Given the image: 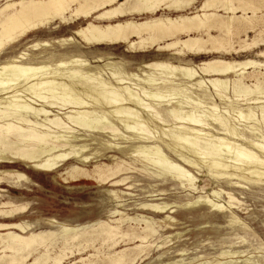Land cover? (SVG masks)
I'll return each mask as SVG.
<instances>
[{
	"label": "bare ground",
	"instance_id": "obj_1",
	"mask_svg": "<svg viewBox=\"0 0 264 264\" xmlns=\"http://www.w3.org/2000/svg\"><path fill=\"white\" fill-rule=\"evenodd\" d=\"M79 18L86 25L55 43L124 46L141 58L135 68L113 53L59 58L49 42L23 44ZM263 47L264 0H5L0 57L14 52L0 58V187L28 182L22 169H7L24 164L65 184L109 186L116 205L91 225L51 218L41 230L20 218L27 205L1 201L0 264H145L173 241L157 242L176 225L167 215L175 207L159 202L169 191L156 185L142 189L150 200L131 202L126 191L139 178L200 194L183 207L218 212L240 202L226 192V206L206 187L264 184ZM77 133L99 148L73 144ZM72 161L79 166L61 171ZM193 172L205 173L203 186Z\"/></svg>",
	"mask_w": 264,
	"mask_h": 264
},
{
	"label": "rangeland",
	"instance_id": "obj_2",
	"mask_svg": "<svg viewBox=\"0 0 264 264\" xmlns=\"http://www.w3.org/2000/svg\"><path fill=\"white\" fill-rule=\"evenodd\" d=\"M4 2L5 0H0V6L4 4ZM86 23L87 20L79 18L73 24L59 25V28L55 30L52 29L53 26L51 29H40L36 34L31 35L24 41L23 44L49 42L52 47L47 48V50H49V52L52 50L57 51L59 53V58L64 54H72L73 51L82 54L89 60L97 54L113 53L116 57V61H121V59H123L125 62L134 64L133 68H135V64L138 63L141 58H132L131 54L125 52L124 46L121 48L113 47L111 49H105L104 47L86 49V47L79 42L78 38L76 39V43H55L56 40L60 41L71 37L75 30L85 26ZM253 36L254 34H251V37ZM43 50L44 48L41 47V49L33 51L32 53L37 54ZM12 52H14L13 49L6 50L5 54L0 57L1 60H4V58ZM243 55L246 54L244 53ZM151 56L153 57L152 54ZM190 56L197 59L195 62L198 63L200 61L198 57L193 55ZM145 59L148 60L149 57ZM93 65L95 66L97 64ZM218 104H220L219 101ZM261 131L264 134L263 128H261ZM76 137L78 138L73 140L72 143L78 145L79 148L85 147L86 149H93L96 147L92 146L91 142H87L86 145L81 142L83 139L87 138L86 135L77 133ZM96 148H99V146ZM74 166H79V164L75 161L64 163L61 171H66ZM7 167V169L10 167L22 169V172L25 171L27 175L29 174L30 180L20 185L2 184L0 188H2L3 191H0L2 195V197H0V202L10 201L17 205H27L29 208L28 214L20 218H23L25 222L38 229H48L45 222L51 218L72 226H88L104 220L106 215H110L111 212L114 211L113 209L116 203L106 192V190L113 189L109 186L96 188L88 184L70 185L63 183L56 174L39 172L24 164L7 165ZM193 173L198 180H200L198 184L203 186L205 173L202 175L196 172ZM134 177L137 176H133V178ZM138 180L139 182L137 183L142 185L141 187L133 191H126L134 193L136 196L134 199L130 200L131 202L136 200H139L138 202L150 200L151 198L148 197L149 194H145L142 189L148 190V186L156 185L159 186V189H166L169 191L167 195L156 197L161 199L159 202H168L175 207L167 215L173 217L176 227H172L167 232L164 230L163 232L165 233L162 232L160 234L162 239L157 240V242H161L168 236L171 239L173 238V241L162 247L164 249H155L151 252V254L147 256L145 264H157L161 262L218 264L217 261L224 264L228 262L224 261L227 259H230L229 262L231 264H264V184L241 188L232 186L231 184L217 186L216 183H213L212 186L206 187V195H210L212 199L218 200V197L212 194L215 189V191L221 194V203L226 204V206H228L229 202L226 192L231 193L234 198L240 202L238 204L237 201H235V205L228 208V212H218L211 209L208 205L198 206L192 209L183 207L187 200L197 198L200 194L192 196V192L183 191L176 184L168 183L166 185V182H151L142 178ZM117 189L124 191V188ZM128 198L130 197H127V199ZM130 207L134 206L131 205ZM178 207L180 208L177 209ZM176 210H178V212H174ZM128 213L132 217L141 214L140 212L136 214L135 211H129ZM167 215L162 219H166ZM20 218L14 221H21ZM236 220L239 222L236 223ZM222 251H231L237 254H235L234 257L223 258L220 257Z\"/></svg>",
	"mask_w": 264,
	"mask_h": 264
}]
</instances>
